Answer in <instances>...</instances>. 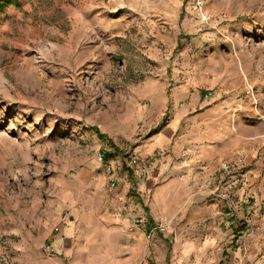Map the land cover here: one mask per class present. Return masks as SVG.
I'll return each mask as SVG.
<instances>
[{
	"label": "rangeland",
	"instance_id": "374dc122",
	"mask_svg": "<svg viewBox=\"0 0 264 264\" xmlns=\"http://www.w3.org/2000/svg\"><path fill=\"white\" fill-rule=\"evenodd\" d=\"M111 1L17 0L0 11V264L6 262L3 255L17 264L21 252L26 254L23 264L35 263L41 252L36 243L46 231L41 221L52 210L64 212L85 202L114 213L123 204L142 219L146 215L141 206L161 205L154 199L164 185L168 195L179 194L182 201L188 197L195 209L197 174L210 176L206 188L215 190L209 197L221 188L230 190L228 180L239 182L243 175L246 205L257 225L264 223V128L255 131V114L264 109V0H202L200 7V0H131L126 6ZM144 6L156 12L168 9L170 21L180 29L168 54L159 34L144 29L137 13ZM101 7L109 29L117 34L104 43L110 40L114 47L86 52L88 42L80 34L71 43L72 30L82 19L76 15L81 10L83 22L91 24L93 12ZM118 11L127 23L122 30L111 19ZM149 43L158 51H146ZM184 58L206 78L204 84H186L188 98L199 100L188 113L197 124L208 122L216 135L224 124L230 130L226 138L213 139L212 130L207 136L215 151L214 159L208 157L216 164L211 169L194 165L191 148L180 150L177 144L187 120L170 137H158L175 108L191 104L183 98L175 102L177 89L185 83L182 73L175 77ZM218 70L224 77L206 84ZM247 84L255 91L256 105L245 93ZM207 91L211 95L205 97ZM232 94L244 107L224 104ZM206 112L211 115L201 118ZM160 124L156 133L149 132ZM133 152L139 156L136 164L128 162ZM124 168L138 180L134 190ZM182 214L174 220L184 219ZM160 219L166 226L170 220L158 218L156 223ZM58 227L57 222L55 231ZM255 233L253 241L235 243V236L222 244L242 245L245 263L259 261L264 259V235H258L264 230Z\"/></svg>",
	"mask_w": 264,
	"mask_h": 264
},
{
	"label": "crops",
	"instance_id": "0c3cea01",
	"mask_svg": "<svg viewBox=\"0 0 264 264\" xmlns=\"http://www.w3.org/2000/svg\"><path fill=\"white\" fill-rule=\"evenodd\" d=\"M139 1L143 4L150 2V0ZM113 2L115 6L116 4L126 6L132 3L131 0H114ZM113 2L111 1V4ZM176 3L180 4L181 2L177 0ZM141 10L143 12H140ZM119 12L121 11L113 14L114 17H111V19L112 21H117V27L122 30L126 27L125 24L127 23H125L126 21L122 16H118ZM137 13L141 14L143 18L142 22L144 23L145 31H148V28H150L159 34L160 37L157 39H159V43H163V52L168 54V49L170 50L174 47L172 39L175 37L174 41L176 42L180 34V29L170 21L172 16H167L168 9L156 12L149 9L146 10L144 6ZM105 14L103 7L101 9L96 8L91 16L94 22L90 24L83 22V12L81 10L78 11V15L76 16L78 19H82L78 21L72 30L73 41L71 43L74 45L76 43L74 38H77L78 34H80V38L88 42L85 43L86 52H90L94 47L102 51H111L114 44L110 40L108 43H104V38H108V36L110 38L112 34H117L114 30L109 29V18ZM157 23H159V26H157ZM168 27H170V30ZM171 30L173 33L171 32V34L166 35ZM166 44L169 46L166 47ZM146 45V51H149L150 54L153 51L155 52V49L156 52L158 51L155 47L156 45L154 46L151 43ZM160 53L161 51L159 50L158 54ZM185 58L184 60H179V72L175 74V77L178 78L180 76L179 73H182L185 79V83L181 84V87L177 89V92L180 94H176L175 102L178 104L183 99H187V101L190 99L189 102L191 101V104H182V106L175 108L170 122L160 130L158 137L160 139H165L167 136L170 137L171 132L173 133L174 131L176 133L178 130L181 124L179 122L187 120V124L182 127L181 135L177 138V144L181 145L180 150L191 148L194 152L193 160L196 161L194 165L211 169L216 164L213 161L210 162L209 158L213 156L214 159L215 151L213 148L211 149V141L207 136L213 131L212 136H210L213 139H215V136L219 139L226 138V135L230 136V130L224 124L219 127V133L216 135L215 130H212L208 122L197 124V118L193 114L188 113L199 100L195 96L188 98L186 84H204L206 78L202 77L199 74L198 68ZM223 77L222 71L218 70L215 72L213 79L206 82V84L214 85L218 79L220 80ZM235 99L236 97L232 94L225 99L224 104L237 105L238 103L239 107H244L241 102L242 100H239V103ZM164 106L165 104L163 103ZM216 112L217 110H214L212 114ZM210 115V112H206V114H202L200 117L207 118ZM224 115L226 117L230 114ZM255 117L257 118L256 114ZM263 128L264 122L257 118L255 131L260 132ZM190 143L191 147L186 146ZM229 143L231 142L229 141ZM196 176H194L198 182L196 187L200 193L196 194L195 203H197V207L195 209L191 208V202L188 197H184L182 201V198L177 193L175 196L168 195V186L164 185L159 189L154 199L155 202L156 200L161 202L159 207L155 203L147 207L141 206V210L144 211L146 216L142 218L143 224L139 227H135L133 224L136 213L133 210H125L123 204L114 213L109 211L103 212L98 206H90L85 202H81L79 205L68 206V217L64 223H60L61 215L65 212L64 210V212L55 210H52L50 213L48 212L46 218L42 221L39 220V222L41 221V223L46 224V231L43 239L38 241L36 245L38 247L43 243L50 244L53 253L51 256H46L42 252L37 251L34 264H214L221 262L222 259L225 260L224 264H254L257 258L249 259L250 261H247V263L241 258L243 252L242 245L238 247H226V245L224 247L222 244L226 242L230 244L231 239L228 240V238L235 236L237 237L235 243H238L239 239L242 242L244 239L245 242L255 239L252 236L256 231L253 232L252 229L258 222L254 220L255 217L251 212L253 210H250L246 205V191L244 185L242 186L244 176L242 175V178L239 179L241 186L234 193L233 187L239 182L229 179L228 181H231V184H228L227 188H230V190L221 188L216 193V196L210 197L209 195L215 190L206 188L205 181L210 185V176L205 173L197 174ZM235 176L238 177L237 175ZM221 180H224L226 183L225 177ZM233 184L234 186H232ZM225 193L231 196L234 204L233 209L228 206L229 200L223 196ZM181 211L184 212L182 214L184 219L180 218V220H177L176 218L174 220V217ZM163 217L168 218V220L170 218L166 229L163 232L153 231L151 227L156 224V219ZM238 218H246L248 219V223L246 225L242 224ZM57 222L59 223V227L55 231ZM149 229L152 230L151 240H147L145 237V232ZM263 230L264 227L261 231ZM263 235L260 234L258 236L261 238ZM260 238H256L258 242H261ZM209 252L210 255H208ZM25 259V252L18 253L17 264H23ZM240 260L241 262H239ZM255 264H264V259L256 261Z\"/></svg>",
	"mask_w": 264,
	"mask_h": 264
},
{
	"label": "built area",
	"instance_id": "2783aa9c",
	"mask_svg": "<svg viewBox=\"0 0 264 264\" xmlns=\"http://www.w3.org/2000/svg\"><path fill=\"white\" fill-rule=\"evenodd\" d=\"M202 3H203L202 0H200V1L197 2V4L199 5V7L202 6ZM245 93L248 94L251 97L254 105L258 104L257 98L255 96V91H254V89H253V87L251 85L247 84L246 89H245ZM209 95H211V92L210 91H207L204 94L205 97H207ZM257 117L264 122V109L261 112H258L257 113ZM138 160H139V156L137 155L136 152H133L129 156L128 162L130 164H136L138 162ZM107 172L109 174L111 173V166L110 165L107 166ZM109 182H110L111 185H114L115 184V181H114V177L113 176L109 177ZM223 196L226 197L229 200L228 206L231 209H233V205L234 204H233V201L231 200V196L228 193L223 194ZM67 217H68V214H67V211H65L61 215L60 223H64ZM238 220H239V222H241L242 224H245V225L248 223V219H246V218H238ZM141 221H142L141 217H139V216L138 217H135V219L133 220L134 226L135 227H139L141 225ZM263 227H264V223L263 224H260V225L253 226V229L252 230H253V232L254 231L257 232V231H260ZM151 229L153 231L154 230H159V231L163 232L166 229V221L163 220V219H160L158 221V223H156L155 225H153V227H151ZM152 230L149 229V230H147L145 232V237H146L147 240H151V237H152V232L151 231ZM40 249H41V252L44 255H46V256H51L52 253H53V249H52L51 245L50 244H47V243H43L40 246ZM2 258H3L4 261H6L3 264H10V263H8V260L9 259L6 256L3 255Z\"/></svg>",
	"mask_w": 264,
	"mask_h": 264
},
{
	"label": "trees",
	"instance_id": "16d2710c",
	"mask_svg": "<svg viewBox=\"0 0 264 264\" xmlns=\"http://www.w3.org/2000/svg\"><path fill=\"white\" fill-rule=\"evenodd\" d=\"M17 2V0H0V11H2L6 6L10 5V4H15ZM162 127V124L158 125L156 128L154 129H151L149 132L151 134H154L156 133L160 128ZM99 137L100 138H104V136L102 134H99ZM109 145L115 150L117 151L118 150V147L112 142L109 140ZM106 152L102 151L101 150V155L103 157H107V155L105 156ZM125 169V168H124ZM125 171L129 174L130 176V180H131V184H130V189L131 190H134L135 189V186L136 184L138 183V180L133 176V173H132V170L130 169H125Z\"/></svg>",
	"mask_w": 264,
	"mask_h": 264
}]
</instances>
